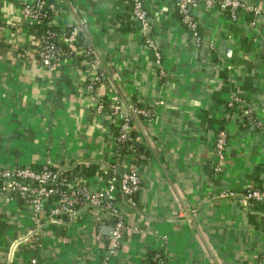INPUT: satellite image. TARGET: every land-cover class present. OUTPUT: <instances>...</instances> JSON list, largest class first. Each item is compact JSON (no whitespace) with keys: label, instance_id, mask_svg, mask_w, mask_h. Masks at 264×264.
<instances>
[{"label":"crops","instance_id":"obj_1","mask_svg":"<svg viewBox=\"0 0 264 264\" xmlns=\"http://www.w3.org/2000/svg\"><path fill=\"white\" fill-rule=\"evenodd\" d=\"M30 1L0 0V167L61 169L78 161L102 167L114 160L109 119L96 110V93L108 90L122 108L144 103L150 115L131 122L144 152L130 142L117 162L137 171L140 186L135 204L120 207L126 228L116 251L108 252L112 219L100 207L79 209L69 224L38 226L28 204L2 193L0 264H143L155 249L166 264H264V226L258 217L248 219L240 195L264 182V0H240L234 20L216 3L197 1L191 11L198 43L179 19L177 0H145L146 34L159 63L137 24L130 27L129 0H53L51 23L78 25L81 43L101 59L107 77L94 94L82 83L94 68H80L76 44L53 68L37 59L35 34L21 12V2ZM221 68L241 87V101L227 113L213 97ZM233 93L217 95L228 101ZM204 111L223 117L217 172L216 125ZM90 180L103 186L99 173ZM44 215L41 209L39 221Z\"/></svg>","mask_w":264,"mask_h":264},{"label":"built area","instance_id":"obj_2","mask_svg":"<svg viewBox=\"0 0 264 264\" xmlns=\"http://www.w3.org/2000/svg\"><path fill=\"white\" fill-rule=\"evenodd\" d=\"M130 14L132 19L137 23L139 30L143 33V43L153 50L154 62H160V55L152 38L146 34L148 15L145 0H129ZM199 0H177L176 10L180 14L181 21L186 24L191 32V37L195 43L199 41V35L196 31V22L191 16V10ZM205 5L216 3L222 9H227L228 17L234 20L237 17V8L242 4L240 0H203ZM52 8L53 4L49 0H32L30 2H21V12L27 18L29 24H38L42 21L44 8ZM51 24L50 20L45 22ZM79 26L72 24L70 26H60L57 30L52 28L44 29V34L36 36V56L40 63L46 67L53 68L56 66L58 59L62 56L61 51L54 42V38L67 39L68 35H75ZM68 33V34H67ZM85 53H91L90 48L83 50ZM93 70L99 66L100 60L97 56L91 55L89 58ZM93 73V72H92ZM98 75H105V69L100 68ZM85 91L90 92L92 89L91 82L83 85ZM232 98V97H231ZM230 103V101L228 102ZM110 113L117 120L118 133L116 140L123 139L130 128V118L132 115L141 114L145 118L149 117L150 111L144 107H135L132 109L122 108L117 103H110L107 106ZM97 111L104 109L100 102L95 105ZM115 143V142H114ZM225 144V132L223 129L218 130L214 139V151L217 157L213 165V171L220 170L222 160L224 159L222 150ZM60 170L52 167L49 163H42L39 166H30L28 164L12 165L0 167V194L12 195L18 193L22 196L23 202L28 204L32 210V218L38 220V226L57 220L69 224L72 222L79 209L85 206H98L107 212L112 219L110 233V247L108 252L117 250L122 234L126 225L123 221V214L118 201L112 202L110 199L113 193L118 189L122 194L128 195L137 191L140 186V177L135 170L129 169H112V172L106 177L102 187L89 188L82 187L80 199L75 195L74 190L70 189L65 196V187L60 188L59 176ZM52 199L45 205L47 198ZM128 199V204L133 202ZM242 202L246 204L248 199H254L264 203V189L249 188L241 195ZM45 209L43 219L39 221L37 213ZM37 226V225H36ZM32 263L34 259L30 260Z\"/></svg>","mask_w":264,"mask_h":264},{"label":"trees","instance_id":"obj_3","mask_svg":"<svg viewBox=\"0 0 264 264\" xmlns=\"http://www.w3.org/2000/svg\"><path fill=\"white\" fill-rule=\"evenodd\" d=\"M49 1L52 2L53 7L52 8H48V7L44 8L45 15L43 16L42 21L38 24H29V26H28L32 30V32L35 34V37L43 35L44 29H46L48 27L52 28L54 30H57L60 27L59 25H54L53 23H51V21H50L51 24L47 25L45 23L47 20H50L53 12L57 9L55 2L53 0H49ZM223 10L225 11V13L228 16L227 9L225 8ZM176 12H177V10H176ZM177 14H178L179 19L181 21L180 14L178 12H177ZM129 15H130V19H131L130 22L132 24L130 27L132 28L133 25L137 24V23H135L134 19H132L131 14H130V1H129ZM191 16H193L192 11H191ZM192 18H193V20H195L194 17H192ZM181 23L183 26H185V28L187 29L188 33L191 36V32L188 29V27L186 26V24L182 21H181ZM70 25H72V24H70ZM70 25H68V26H70ZM196 31H197V34H199L197 23H196ZM53 40L56 43L59 50L61 51V55H65V56L70 55V50H71L72 44H76L77 52H75L73 56L76 59V61H78V64H80L79 65L80 68L86 69V70L92 69V66L89 63V58L91 55L95 56L94 52L92 51L93 49L88 44H82L81 40L78 38L77 33L75 35H68L67 39H65V40L61 39L60 37L59 38L55 37ZM87 47L90 48V51H91L90 54L85 53L83 51ZM98 59L101 61V59L99 57H98ZM99 70H100V67L96 66L95 71H93V73H88L87 75H85V77L82 81L83 84L91 82L92 89L90 92H92L93 94L96 93V87L99 84H101V83L104 84L106 82L107 75L106 74L103 76L98 75ZM218 76L221 79V85H220L219 89L213 93V97H214L215 103L222 104L223 110L227 113L235 105V103L241 101L242 97L239 95V91H238V90H240L241 87H236L232 83H229V81L227 79V73H226V70L224 68L219 69ZM226 90L234 92L232 95V98L228 101L221 99L217 95L218 91L220 92V91H226ZM95 96H96V103L100 102L103 105L104 109L102 110V112L105 115H107V117L109 119L108 120L109 131H110V134L112 135L114 142H115L114 147H113L115 158H114V160H112L106 164H103L102 167L96 161H78V162H74V163L66 166L65 168H61V169L58 168L60 170V173H59L60 179H59L58 185L62 189H63V187H65V196L68 194L69 190L72 189V190L76 191L75 195L80 199L82 187L89 188V186H92L89 183L91 181L90 179L93 175H95L97 173H99V177L103 180V184H104L106 181V177L112 172V169L114 167L119 170V167L117 164L118 159L121 158L126 153L125 151H126L127 145L130 142L132 143L131 145L133 146V148L135 149V151L137 153L144 152L142 150V146L140 144H138L134 138V134H135L134 132L135 131L131 127V122H132L133 116H135V115L138 117H145V116L141 115V114L132 115V117L130 118V121H129L130 128L127 131V135L123 139L115 141V137L118 133L117 120L114 119L115 117L110 113V109L107 106L110 103H114V104L117 103V104L121 105L120 101L116 98L109 96L108 90H105L104 93H101V94L96 93ZM229 101H230V103H228ZM135 107H144L146 109H149V107L146 104L141 103L139 101L133 102L124 108L125 109H132ZM149 111H150V109H149ZM205 113H206V111L201 112L200 115L202 117H205V119L208 121V123H215V125H216L215 126V128H216L215 133H217L218 130L223 129V117H210ZM204 114H205V116H204ZM133 138H134V140H133ZM33 167H35V166H33ZM250 188L264 189V182L258 181L256 184L252 185ZM248 189L247 188L243 189L240 195H242V193L246 192ZM137 191H134L128 195H124L118 189H116L113 193L112 199H110V200L112 202L118 201L119 205L121 207V205H123L125 203H129L128 199H127L129 197V199L133 202L132 204L134 205L135 201H136ZM12 196H14L17 199V201H20V202L23 201L22 196L18 193H14V194H12ZM51 199H52L51 197H48L47 201L45 202V205L48 204V202ZM245 207L248 209V219L251 222H254L256 220V217H258L260 219L262 225L264 226V203L261 201L254 200V199H248L246 201ZM103 259H105V258L103 257ZM143 264H166V263H165V259H164L163 254L161 253V251L155 249V250H151L148 252L146 259H145V262Z\"/></svg>","mask_w":264,"mask_h":264},{"label":"water","instance_id":"obj_4","mask_svg":"<svg viewBox=\"0 0 264 264\" xmlns=\"http://www.w3.org/2000/svg\"><path fill=\"white\" fill-rule=\"evenodd\" d=\"M220 48L223 50L224 54L227 56V54H228L227 51H229V49L227 47H224L223 43H222V46Z\"/></svg>","mask_w":264,"mask_h":264}]
</instances>
